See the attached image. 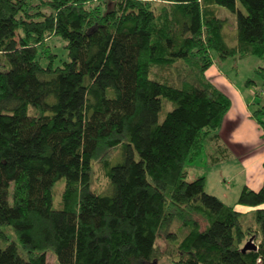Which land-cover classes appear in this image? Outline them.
Here are the masks:
<instances>
[{
  "label": "trees",
  "instance_id": "1",
  "mask_svg": "<svg viewBox=\"0 0 264 264\" xmlns=\"http://www.w3.org/2000/svg\"><path fill=\"white\" fill-rule=\"evenodd\" d=\"M217 5L237 13L232 46ZM215 53L264 60V0H0V236L18 237L0 264H154L162 236L171 264H264V184L239 195L259 207L246 226L206 176L187 179L206 147L212 164L231 154ZM252 112L264 129V104Z\"/></svg>",
  "mask_w": 264,
  "mask_h": 264
},
{
  "label": "rangeland",
  "instance_id": "2",
  "mask_svg": "<svg viewBox=\"0 0 264 264\" xmlns=\"http://www.w3.org/2000/svg\"><path fill=\"white\" fill-rule=\"evenodd\" d=\"M238 6L243 11H246L240 1H238ZM216 10L218 12V15L226 20V24L224 27V35L227 40V43L230 46L236 44L237 13L220 5L216 6ZM60 55L61 58L67 57L66 50L62 49ZM214 55L215 63L218 67H220L221 73L228 80V82L226 83L231 84L232 88L235 87L243 94V96L247 100H249L251 110L259 109V106H262L264 104V82L258 74L257 69L260 67V65L264 63V60H262V58L257 55H251L249 57L237 60L232 56L227 59H223L219 56L218 53H215ZM4 62V58L0 56V69L4 68ZM173 107L174 103L172 101H164L163 110L160 112L161 121H163L166 113ZM212 152L213 150H209V147H206L194 162H191L187 165V179L193 180L199 176H206V190L215 194L216 196H219L222 200L226 201L227 203L232 204L235 202L236 199H238L236 198L238 194H235L234 189H228L231 188L233 185L232 176H228V172L232 168L229 169L228 166L230 163H227V161L212 164L210 162L212 158ZM112 156L115 161L118 160L120 158V151L115 150ZM64 183L65 181L61 179L54 186L55 207H58L61 202ZM108 184V178L104 173L101 161H95L93 163V188L106 191L108 188ZM242 217L246 226L256 225L255 215L251 216L250 214H248L243 215ZM171 228L178 229V224H173ZM4 230L6 233V237L0 236L1 247L7 246L12 241H18L17 234L11 225H5ZM179 234H181L180 231ZM157 244L161 253L155 260H153L154 264H171V258L168 254L169 244L166 238L162 236L161 238H159ZM55 263L56 257L52 252H50L48 254V264Z\"/></svg>",
  "mask_w": 264,
  "mask_h": 264
},
{
  "label": "crops",
  "instance_id": "3",
  "mask_svg": "<svg viewBox=\"0 0 264 264\" xmlns=\"http://www.w3.org/2000/svg\"><path fill=\"white\" fill-rule=\"evenodd\" d=\"M207 74L212 82L226 91L232 99L231 109L221 129V139L231 151L230 157L225 161L230 163L228 167L232 169L228 176H232L234 182L232 181L233 185L228 189H234L235 194H238L236 198H239L245 186L259 190L264 184V129L253 117L249 100L235 87L232 88L231 84L226 83L228 80L216 63ZM237 201L238 199L232 204L242 216L248 214L253 216L259 208L239 204ZM260 207H264V204Z\"/></svg>",
  "mask_w": 264,
  "mask_h": 264
},
{
  "label": "water",
  "instance_id": "4",
  "mask_svg": "<svg viewBox=\"0 0 264 264\" xmlns=\"http://www.w3.org/2000/svg\"><path fill=\"white\" fill-rule=\"evenodd\" d=\"M258 245L254 241V236L251 237V239L248 240V242L245 244L243 250H248V249H257Z\"/></svg>",
  "mask_w": 264,
  "mask_h": 264
}]
</instances>
